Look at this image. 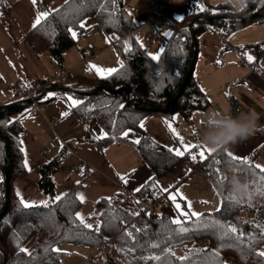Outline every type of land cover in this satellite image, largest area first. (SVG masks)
Segmentation results:
<instances>
[{
  "label": "trees",
  "instance_id": "1",
  "mask_svg": "<svg viewBox=\"0 0 264 264\" xmlns=\"http://www.w3.org/2000/svg\"><path fill=\"white\" fill-rule=\"evenodd\" d=\"M9 13L6 0H0V15ZM89 16H94L110 37L123 63L102 77L74 75L86 86L79 90L127 86L134 93L91 92L73 109L82 122H97L107 132L97 140L101 147L114 140H126L124 133L128 130L140 132L135 146L155 175L161 176L185 156H177L171 148L159 145L143 130L141 121L152 113L167 119L182 113L188 118L194 110L209 106L210 100L193 72L182 86L181 95L175 98L191 61L195 63L198 35L214 26L223 27L224 34L229 35L247 24L264 22V0H245L240 9L227 2L171 20L172 34L166 38L158 59H153L136 40L133 32L139 24L124 0H68L47 14L26 37L36 53L49 52L62 63L64 52L75 43L72 30H84L81 23ZM128 37L130 45L125 43ZM262 44L254 48L261 49ZM7 104L11 105L0 109V212L6 200L5 177L9 178V203L0 217V264H63L64 252L57 249L62 243L94 247L95 264H227V258L235 264L248 260L264 263V256L259 255L264 245V170L252 160L233 157L221 148L198 165L221 197L218 209L203 211L177 224L169 215L150 210L159 199L156 182L151 180L134 194L135 205L118 198L100 199L96 215L91 217L95 220L93 227L77 216L81 206L77 185H71L59 199L51 197L29 207L19 199L13 183L28 171L22 118L35 103L20 100ZM62 157L63 154L39 166V186L49 196L55 192L53 174ZM146 204L152 208L147 209ZM231 227L236 228L235 233ZM35 234L33 248L21 251ZM201 240L208 245L203 246ZM106 245L113 250L104 251Z\"/></svg>",
  "mask_w": 264,
  "mask_h": 264
},
{
  "label": "crops",
  "instance_id": "2",
  "mask_svg": "<svg viewBox=\"0 0 264 264\" xmlns=\"http://www.w3.org/2000/svg\"><path fill=\"white\" fill-rule=\"evenodd\" d=\"M66 1L36 0L33 4L32 0H6L10 13L0 15V105L13 101L12 80L31 84L42 83L46 77L59 76L63 72L68 75L64 81L58 80L44 87L39 101L22 118L26 128L23 148L28 171L13 183L21 201L29 205L40 204L51 197L63 196L71 185H77L76 194L81 201L77 216L88 220L96 215L100 199L118 198L125 204L135 205L137 189L155 180L159 196L156 206L160 205V212L173 220L178 216L181 221L195 216L193 213L219 207V193L216 195L210 189L214 187L212 182L198 166L219 149L223 148L233 157L250 159L264 170V131H257L237 144L210 146L224 130V124L215 120L246 122L255 118L257 127L264 126V44L261 49L254 48L258 43H264V22L247 24L224 36L214 28L198 35L193 76L210 104L194 110L188 118L182 113H176L170 119L154 113L143 118V130L159 145L182 151L185 156L170 171L156 176L135 146V141L141 138L140 132L128 130L126 140H114L101 147L97 140L104 138L107 132L97 122H82L73 109L84 97L79 89L86 87L74 75L102 77L123 63L121 54L98 22L89 21L90 32L85 36L72 32L78 39L64 52L62 63L49 52L36 53L29 43L26 35L41 13L49 14ZM227 2L240 9L245 0H124L129 13L139 24L133 34L152 58L160 56L166 38L172 34L170 20L160 17V9L171 4L172 20H180ZM89 36L91 39L86 42ZM125 43L130 45V37ZM186 145L193 147L185 151ZM61 154L63 157L53 174L55 192L49 196L39 186V166ZM82 162L96 168L83 179L77 172V165ZM2 179L0 173V182ZM207 193L213 197L211 202ZM90 224L95 227L94 218ZM36 237V234L31 236L25 243L27 251L33 248ZM58 247L64 252L62 263L70 264L72 251ZM261 252L264 253V245ZM87 260L76 264H87ZM245 264L264 263L248 260Z\"/></svg>",
  "mask_w": 264,
  "mask_h": 264
},
{
  "label": "built area",
  "instance_id": "3",
  "mask_svg": "<svg viewBox=\"0 0 264 264\" xmlns=\"http://www.w3.org/2000/svg\"><path fill=\"white\" fill-rule=\"evenodd\" d=\"M172 12H173V7L170 4L166 8L160 9V17L166 19V20H172ZM227 24V23H226ZM214 30L221 36H224V29L221 26H214ZM87 53L89 54L90 51L87 50ZM68 77L67 72H63L59 76H48L45 78V80L42 83H20L17 80H12L10 82V89H11V96L13 101H20V100H28L32 101L35 104L37 103V100L39 99V94L41 90L51 84H55L58 80H66ZM138 97V95L136 96ZM45 149V147H44ZM43 149V150H44ZM96 171V168L87 163V162H82L77 165V172L80 178H85L89 174H92ZM147 209L152 208V205L147 204L146 206ZM203 246H207L208 243L205 240L200 241ZM113 249L110 245H106L104 248V251L111 252ZM88 263L92 264V259L89 258L87 260ZM227 264H235V261L232 258H227L226 260Z\"/></svg>",
  "mask_w": 264,
  "mask_h": 264
},
{
  "label": "clouds",
  "instance_id": "4",
  "mask_svg": "<svg viewBox=\"0 0 264 264\" xmlns=\"http://www.w3.org/2000/svg\"><path fill=\"white\" fill-rule=\"evenodd\" d=\"M219 123L224 124V130L210 142V146L213 147L237 144L241 141L247 140L257 131H264V126L257 127V121L255 118L249 119L246 122L228 120Z\"/></svg>",
  "mask_w": 264,
  "mask_h": 264
},
{
  "label": "rangeland",
  "instance_id": "5",
  "mask_svg": "<svg viewBox=\"0 0 264 264\" xmlns=\"http://www.w3.org/2000/svg\"><path fill=\"white\" fill-rule=\"evenodd\" d=\"M89 21H96V19H95V17L94 16H89V17H87V18H85L83 21H82V26L85 28L84 30H80L79 28H77V29H73L72 30V32L73 33H77V34H79V35H81L80 37H82V36H85V35H87V33L88 32H90V24H89ZM86 31V32H85ZM76 34V35H77ZM91 36H89L88 37V40L86 41V42H88V41H90V38ZM157 38H159V36L158 37H156V38H154V40L153 41H156L157 40ZM78 39V37L77 36H75V40H77ZM73 47V46H72ZM77 52H79V50L78 49H75ZM70 95V94H69ZM212 191H214V193H216V195H218V192L215 190V188L214 187H212L211 186V188H210ZM208 194V201L209 202H211L212 201V196L209 194V193H207ZM141 205L143 206V207H145V205L143 204V203H141ZM146 206H147V204H146ZM220 206H221V202H220V205H219V207H217L216 209H218V208H220ZM161 207H160V205H158V206H156L155 208H153V209H150V210H158V211H160L159 209H160ZM212 210H215V209H210V211H212ZM176 219H179L180 217H178V216H176L175 217ZM88 221L89 222H92V219H88ZM60 248H62V249H66V250H69V251H72L70 254H69V263L70 264H76V263H78L79 261H81V260H87L88 258H90L91 257V255L96 251V249L94 248V247H92V246H79V245H75V244H71V243H62L60 246H59ZM58 247V248H59ZM31 250V249H30ZM84 251H87V253H85ZM87 264H90V263H87Z\"/></svg>",
  "mask_w": 264,
  "mask_h": 264
},
{
  "label": "water",
  "instance_id": "6",
  "mask_svg": "<svg viewBox=\"0 0 264 264\" xmlns=\"http://www.w3.org/2000/svg\"><path fill=\"white\" fill-rule=\"evenodd\" d=\"M225 16H214L213 18H224ZM192 45L194 46L195 45V41H194V36H193V43ZM193 67H194V62L191 61L190 63V68L188 70V73L186 75V78L184 80V82L182 83L181 85V88L179 89L177 95H176V99L181 95V90H182V86L185 84L186 80L188 79V77L191 75V73L193 72ZM99 90H104L106 91L107 93L111 94V95H117V94H121L123 92H128V93H131L133 94L134 93V90L130 87H127V86H121V87H118V88H109V87H106V86H97L95 87L94 89H92L91 91H83L82 93L84 95L88 94V93H91V92H96V91H99ZM11 104H6V105H0V109L1 108H4L6 106H10ZM222 120H215L214 122H221ZM223 124V123H221ZM5 183H6V192H5V195H6V200H5V204L0 212V217L1 215L3 214L4 210L6 209L8 203H9V178L8 177H5Z\"/></svg>",
  "mask_w": 264,
  "mask_h": 264
},
{
  "label": "snow or ice",
  "instance_id": "7",
  "mask_svg": "<svg viewBox=\"0 0 264 264\" xmlns=\"http://www.w3.org/2000/svg\"><path fill=\"white\" fill-rule=\"evenodd\" d=\"M32 2H33V4H35V3H36V0H32ZM46 15H47V13H41L40 17H38V18L36 19V21H35L33 27H35L36 25H38V24L40 23V18L43 17V16H46ZM158 58H159V57H157V56H153V59H158ZM250 59H251V58H250ZM110 71H111V70H110ZM141 127H143V125H141ZM124 135L127 136L128 133L125 132ZM135 142H136V143H139V140H137V141H135ZM190 147H193V146H187V145H186V146H185V151H187ZM170 151H171V149H170ZM175 155H177V156H182V155H184V152L179 151V150H175ZM200 155H201V157H203L204 153L201 152ZM193 159H195V156H193ZM137 191H139V189H137ZM57 199H59V198H57ZM81 199H83V197H81ZM173 199H174V197H173ZM22 203H24V202L22 201ZM24 206H25V207H29L30 205L27 204V203H24ZM176 207L179 209V207H180L179 204H177ZM192 215H196V216H198L199 214H197V213H193ZM78 216H79V214H78ZM174 222L177 223V224L180 223L179 219L175 220ZM86 227L91 228L92 226H91V225H86ZM230 230H231V232H233V233L236 232V228H235V227H231ZM128 235L131 236V233H128ZM21 251L27 252V249H23V248H22ZM57 251H58V250H57ZM29 254H30V253H29ZM259 255L264 256V253H259Z\"/></svg>",
  "mask_w": 264,
  "mask_h": 264
}]
</instances>
